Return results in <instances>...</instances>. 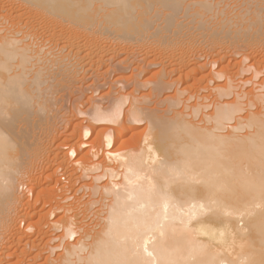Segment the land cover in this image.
<instances>
[{
    "label": "bare ground",
    "instance_id": "1",
    "mask_svg": "<svg viewBox=\"0 0 264 264\" xmlns=\"http://www.w3.org/2000/svg\"><path fill=\"white\" fill-rule=\"evenodd\" d=\"M8 8L16 15L9 22L0 20V231L13 230L11 216L22 172L16 160L19 148L3 127L15 124L17 112L39 107L61 87L87 79L99 84L102 80L100 86L111 81L114 89L133 87L129 96L154 85L149 95L147 91L133 97L127 118L121 89L111 106L96 104L80 113L90 118L85 131L95 139L77 150L91 146L86 152L91 154L101 141L110 152L102 162H87L81 169L83 177L103 171L90 175L95 185L89 183L105 206L98 216H106L96 217L101 220L93 232L69 218L65 235L58 236L63 241L81 236L66 242L61 254L55 252L53 263L264 264V80L254 82L264 72V60L261 57L262 67L257 59L243 66L249 60L247 52L264 45V0H0V12ZM230 49L247 51L241 62L234 59L237 74L228 71L230 63L223 65L233 54L227 53ZM203 53L210 62H202ZM207 65L221 68L208 72ZM153 67H159L154 84L147 75L143 78ZM245 72L251 76L243 79ZM158 91L173 93L161 103L157 100L159 104L152 101ZM47 114L44 123L49 128L55 114ZM129 121L144 123L145 136L133 150L116 152L114 145L123 144L132 130L126 127ZM113 147L116 150L110 151ZM77 150L76 157L81 153ZM113 160L123 172L108 165ZM41 200L39 193L26 214ZM1 251L0 247V259Z\"/></svg>",
    "mask_w": 264,
    "mask_h": 264
},
{
    "label": "rangeland",
    "instance_id": "2",
    "mask_svg": "<svg viewBox=\"0 0 264 264\" xmlns=\"http://www.w3.org/2000/svg\"><path fill=\"white\" fill-rule=\"evenodd\" d=\"M12 12H13V10H11L10 8H8V10L6 9V10L1 11L0 12V20L2 22L4 20H8V22H9V20H10L9 17H12V16L16 15V13H12ZM262 45H261V48L260 47L257 48L255 50V52L251 51V53H250V52L246 51L247 53H249L248 57H247V53L244 52L246 57L249 59V60H247L248 63H245L246 61L244 62V64H243L244 67H245L246 64L248 65L250 63V65H251V63H254L257 60H258L257 64L259 63L260 66H261V63H260V62H262L261 59L263 58V60H264V47H263L264 45L263 46ZM231 50L232 49L227 51V53L229 52L228 54H230ZM256 51L257 52L259 51L260 53L259 52L257 53ZM252 52H253L254 55L252 54ZM227 53L225 51L224 58H225V55ZM232 53L235 54L236 52L232 50ZM241 53H239V54L236 53L235 54L236 57H234L233 54L232 55H228L227 54L228 57H226V59H224L223 65H227L228 63H230V64L227 65L228 68L230 69V70L227 69L229 72H231L233 74H237L236 72H238V71H236V69L238 68V65H236L237 63H234V59L238 63H239V61L241 62V60L245 56L244 53H242V54ZM255 53H256V56H255ZM240 54H241V56H240ZM251 54L253 55V59L251 58L252 57ZM201 58H202V62L203 61H205V62L209 61L210 62L209 57H208L209 60L208 61L206 60L207 56L205 54H204V56H201ZM229 58H231V59H229ZM252 61H254V62H252ZM205 62H203V63H205ZM226 62H228V63H226ZM263 63H262V65H264ZM211 67H212V69H211ZM214 67L215 68H213L212 65H210V67L207 65V71L209 72V71L212 70L214 72V71L219 70L221 68V66H219V67L214 66ZM222 67H224V66H222ZM120 68H122V67L120 66ZM158 68L159 67H157V68L153 67V68H151V70L149 69L148 70L149 73L148 72L145 73V75H144L145 77L143 76V78L146 79V78L149 77V80H152L150 82L153 83V81L156 80V72H157L156 70H158ZM262 68L264 69V66ZM122 69H120V70H122ZM129 70L130 69H128V72H130L129 74L126 71L127 72L126 73L127 77H128V75L131 76V71H129ZM115 72H118V71H115ZM245 73H248V75L247 74H243V76H242L243 79H245L246 77L248 78L249 76H251V73H250V75H249V72H245ZM112 74H114V73H112V71H111L110 75L112 76ZM110 75H108V76H110ZM111 76H110V80L113 81V79H115L114 78L115 76L114 77H111ZM151 76H152V78L155 76L154 79H152ZM176 76H177V79H178V77H179L178 74ZM176 76H175V78H176ZM182 79L185 80L186 77L185 78L183 77ZM257 79L254 80L255 84L261 83L262 80H264V72H262L261 75L257 77ZM219 82L223 83L222 79H220ZM93 83L94 82H92V79H87L84 82H80V83L72 82L71 86H68V84H67L66 87H61V90L63 88L66 89V90L63 89L66 93L64 91H63L64 92L63 93L61 90H59L60 92L58 91L54 95L55 96L54 100L51 99V98H54V96H53V97H50V99H48L49 102H47V100L45 99L46 101H44V102L45 103L47 102V104L42 102L44 104V108H43L44 110L39 108V107L43 106V104H41V106H39V107H38V104H36V106L34 105V107L31 106V108L32 107L33 108L30 109V110L29 109L26 110L27 109L26 108L25 109L26 111L22 110V111L17 112L16 113L17 115L16 114L14 116L12 115L14 117L12 119L13 123H15L13 125H15V126L12 125V127H10V129L5 127L7 125L3 126L4 127V131H6L5 133L7 135L9 134L8 135L9 136L8 139H9L10 142H12L11 144L16 146V148H19L16 151V160L17 161L19 160L18 162L20 163V165H19L18 162H17V164L20 166L19 170L22 169L21 170L22 172L20 173L19 180L17 181V184H16L17 185L16 186L17 187V190H16L17 199L15 201L16 203L14 204V209H13L14 211L12 212V216H11V218H13V221H14L13 222V228H12L13 230H10V231L7 230L8 232H5L4 234H3L4 231H2V232L0 231L1 234H3V236H4V237L0 236V239H3V240L0 241V247L2 248V250H4V251H1L2 252V256H1V259H0V264H19V263L20 264H24V263L25 264H47L48 262H49L48 264H55V263H53L54 262L53 258H56L54 255H56V254L59 255V254H61V252H63V248H64V245H66V242H67V244L70 243V242L74 243L81 236L80 233H79L78 234L79 236L76 237L77 239L74 240V241H73V239L70 240L68 238H65V241H63L62 238L60 236H58L59 234L60 235H65L64 234L65 233L64 232L65 228L63 229V227H65L67 225V222H68L69 218H71V217L75 218V220L77 221V226L78 227H85L87 229L90 228V230L91 229L93 230L95 227H97V224L99 223V220H101V218H104L106 216L105 213H104V215L103 214H99V216H98L97 213L99 212V210H103V208H105V206L103 205L104 207H102V204H101L100 200H98L99 198L95 197L93 195L92 188H91V185H93V184L95 185V182H94L95 180L93 178L95 176H97V175L103 174V171L102 170H98L95 173L94 172L93 173L90 172L91 174L90 173L85 174V176L83 177L82 173H84V171L81 170V169L85 168V165H86L87 162H91V161L92 162L94 161L95 163L102 162L104 160V158H105L106 153H110V152L106 151L107 149L105 148L103 142H101V141H98V142L95 143V145H94L95 151L93 153H91V154H86L87 150L92 149L91 146L88 147L87 145L86 146L84 145V148H86V149L83 148L82 151L79 149V151H81V153L77 150L78 148H80L82 143L83 144L92 143V142H94V139H95L94 138L95 136H91V138H87V140H85L84 136L82 137L84 139H82L80 137L81 134H83L85 132V127L88 128L89 125L91 124L90 121H87V120H90V118L88 119V116H83L80 113H83V112L85 113L87 110H90V108L96 106V104H98L99 106L101 105L104 108H106L108 106H111L112 103L114 104L113 100H115L116 98L120 97L118 92L120 91V89L122 90L124 86H117L118 89L115 87V89H116L115 90L110 85L111 84V81H110V84H109V82H107V83H105L103 85L104 88H105L104 89L103 86H100V84L102 83V80H101L100 84H99V82H97V83L95 82L94 84ZM73 84H75V85H73ZM77 84H79V85H77ZM153 86L150 85V88L152 87V89H153ZM182 86H184V85L182 84ZM195 86L198 88V85H195ZM251 86L253 87L254 85L251 84L248 87H246V89L249 90L250 88H252ZM148 87H146L145 90L137 91L136 94H135V96H137V97H135L133 95L129 96V95H131L133 87H128L125 90L121 91L122 93L124 92L123 93L124 95L121 94V97L123 99L124 98L126 99V100H124L125 103H124V106H123V110L125 112V110L127 111V109H128V111H127L128 114H127V112H125L126 114L123 112L124 113L123 114V118H127V116L129 115V112L131 111V104H132L131 102L134 101L133 97L138 99V98H140L142 96V94L147 95L148 89L150 90V88H148ZM108 89H110V90H108ZM151 90H150V92H151ZM173 90H175V89H173ZM172 91H169V92L167 91L166 93H164L165 91H162V93L161 92L159 93V91H158V93L162 94V95H159L158 93H153L152 95L153 96L155 95V96L153 97L152 101L156 102L157 100H161L160 101V103H161V102H163V99L165 100L166 96L172 95L171 94V93H173ZM150 92L148 91V95H149ZM156 95H157L158 98L154 99L156 97ZM154 100H156V101H154ZM54 102H57V103L55 104ZM48 103H50L51 105L48 104ZM54 104H55V106H52ZM49 105H50V107H48ZM162 105L161 106L163 107V109H165L164 107H166V109H167V105L166 104H162ZM46 106L48 108V111L46 110L47 109ZM151 106H155V105L152 104ZM162 107L158 106V109H161ZM41 111H43V113H41ZM46 112L49 113L51 118H52V115L55 114V115H53L55 117H53V119H52L53 123H51L52 124L51 126H53V127L50 126L48 128L46 126V124H45L46 123V118H47V115H48ZM87 113H88V111H87ZM44 117H46V118H44ZM55 123H56V125H53ZM39 124H40V126H39ZM135 124H136L135 122H132V121L130 122L129 121V124H128L129 126L128 125L126 126V127H129V129L132 128V130H130L128 132L129 135L126 134V136L124 137L125 139H123L124 140L123 144L122 143L121 144L116 143V144H118V146L116 144L114 145L116 147V149L119 148L118 150L114 149V147H113L112 150H110V151L116 150V152H118V151H122V150H133L135 147H138L140 145L141 140H143V138L145 136L146 128H145L144 123H142V124L141 123H137L136 125ZM77 126H78V129H77ZM122 127L123 126H120L119 128H122ZM81 128H83V129H81ZM115 128H118V127H115ZM75 129H77V130H75ZM79 129H81V131ZM78 130L80 131L79 133L76 132ZM79 141H81V142H79ZM60 143H62V144H60ZM74 145H76V146H74ZM120 145L124 146V147H122V149H120L121 148ZM133 145H135V146H133ZM28 148H30V149H28ZM27 149H28V151H27ZM71 149H76L79 152L78 153L79 155L77 156L78 158L76 157L75 159H73V158H71V156H69V152H70ZM30 150H32V151H30ZM43 150H44V152H43ZM35 151L36 152H41V153H39V157H38V155H37V157L34 155L36 153ZM29 154L30 155L33 154L34 156L30 157ZM57 154H59V155H57ZM60 156H61V158H60ZM33 157H34V159H32ZM30 158H31V160H30ZM76 159H79L80 161L76 160ZM77 161L81 162L80 163L81 165L78 166L76 164ZM82 161H84V162H82ZM113 161H111L112 163L110 161H108V163H109L108 165L113 167V168H116V166H117L116 169H118V171H120V173L123 172L121 169L119 170V168H118L119 164L116 161H114V162ZM73 163L76 166L73 165ZM61 165L63 167H61ZM64 167H66L68 169H66ZM93 174H95V175L93 176ZM70 175H72V176H70ZM90 175L93 176V178H91ZM78 176H80V177H78ZM75 177L77 179H75ZM78 178H79V180H78ZM90 178L93 179L94 181L90 180ZM80 179H83V180H80ZM73 181L75 183L77 181L76 185L74 184ZM79 181H81V182H79ZM89 182H91V183L93 182V184H91ZM102 182L104 183L105 180L102 181ZM100 183L98 185H101ZM106 183H107V181H106ZM58 187H59V189H58ZM63 191H64V193H63ZM46 192H47V194H46ZM48 192L50 193V195H49ZM39 193H40V195L42 197L40 205L37 207L36 210H33L31 212V214H30V212H29V214H26L28 208L31 207L32 205H34L36 197L39 196ZM53 195H54L55 198L53 197ZM49 201H50V203H49ZM54 208H56V209H54ZM55 210H56V212H53ZM68 210H70V211L68 212ZM68 216H70V217H68ZM97 216L98 217L102 216V217L97 219L96 218ZM96 222H98V223L95 224ZM53 223L55 225H53ZM30 225L33 226L32 232L31 231H27V227L30 226ZM57 227H60L61 229L57 228ZM51 228H52V230H51ZM50 230L51 231L55 230V232L51 233V232H49ZM92 230H91V232H93ZM49 233H50V236H49ZM93 234L90 235V238L87 240V243H91V240H93V237H92ZM43 235H45V236H43ZM57 238H60V240L58 241ZM88 241H90V242H88ZM20 242L23 243V244H21ZM60 244H63V246L60 249L52 252L53 251V249H52L53 245H54V248H55L56 246H58ZM3 247H4V249H3ZM21 247H24V248H21ZM50 247H51L52 251L50 250ZM24 249H26V250H24ZM55 252H56V254H55ZM49 253L50 254L52 253V254L50 255ZM7 254L10 257L7 256ZM35 254H36V256H35ZM50 258L53 259V260H50ZM9 259H11V260H9Z\"/></svg>",
    "mask_w": 264,
    "mask_h": 264
},
{
    "label": "snow or ice",
    "instance_id": "3",
    "mask_svg": "<svg viewBox=\"0 0 264 264\" xmlns=\"http://www.w3.org/2000/svg\"><path fill=\"white\" fill-rule=\"evenodd\" d=\"M218 78L222 79V77H218ZM89 115H93V114L90 113ZM113 115H114V114H113ZM91 135H92V132H91L90 130H86L85 133H84L85 140H87V138H88L89 136H91ZM105 142H106V144H108V145L110 146V142H109V139H108V138H106ZM85 146H86V145H85ZM69 155H70L73 159H75V157H76V150H75V149H71L70 152H69Z\"/></svg>",
    "mask_w": 264,
    "mask_h": 264
}]
</instances>
